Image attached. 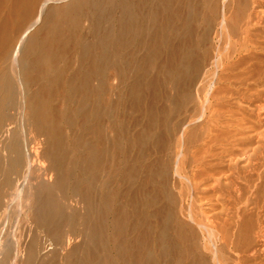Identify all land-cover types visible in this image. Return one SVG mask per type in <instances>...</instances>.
<instances>
[{
	"label": "bare ground",
	"instance_id": "obj_1",
	"mask_svg": "<svg viewBox=\"0 0 264 264\" xmlns=\"http://www.w3.org/2000/svg\"><path fill=\"white\" fill-rule=\"evenodd\" d=\"M262 21L264 0H0V264H264ZM217 67L255 120L222 119Z\"/></svg>",
	"mask_w": 264,
	"mask_h": 264
},
{
	"label": "rangeland",
	"instance_id": "obj_2",
	"mask_svg": "<svg viewBox=\"0 0 264 264\" xmlns=\"http://www.w3.org/2000/svg\"><path fill=\"white\" fill-rule=\"evenodd\" d=\"M258 32V38L261 40H264V21L257 27ZM227 70L222 71L221 67L214 68L211 72L210 81L207 85V89L210 92L215 91L217 88H221L223 93L220 96V100L217 104L220 111H223V118L227 119L230 122H234L235 120H239L243 116H248L252 120L256 119V113L254 112V106L253 105H247L246 101L244 100V97L242 96L245 94L248 90H250L251 86H248L246 84H239V83H233L231 85L230 82H224L220 81V78L224 73H226ZM240 69L237 70L239 73ZM164 92L169 94L168 89H164ZM145 99L148 104H151L153 102L152 95L148 92L145 93ZM162 106V103L161 105ZM201 108L199 107L198 110ZM200 112V111H199ZM225 116V117H224ZM199 125V123H197ZM196 124V125H197ZM254 142V141H253ZM251 142V143H253ZM245 143L242 141L238 143H234V146H232V149L242 154V147H244ZM251 151H248L246 153L247 156L251 155ZM254 159V158H253ZM260 160H257V157L254 159L253 163L257 164ZM244 183V182H243ZM264 185V181L262 182ZM252 208V207H251Z\"/></svg>",
	"mask_w": 264,
	"mask_h": 264
}]
</instances>
